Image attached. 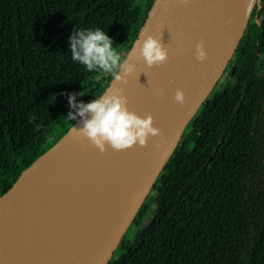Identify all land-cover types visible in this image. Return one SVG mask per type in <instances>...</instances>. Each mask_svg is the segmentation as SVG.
<instances>
[{
    "label": "trees",
    "instance_id": "trees-1",
    "mask_svg": "<svg viewBox=\"0 0 264 264\" xmlns=\"http://www.w3.org/2000/svg\"><path fill=\"white\" fill-rule=\"evenodd\" d=\"M153 3L0 0V195L75 122L67 94L87 102L113 78L71 59L70 33L99 27L123 60ZM228 67L107 264H264V0Z\"/></svg>",
    "mask_w": 264,
    "mask_h": 264
},
{
    "label": "water",
    "instance_id": "water-1",
    "mask_svg": "<svg viewBox=\"0 0 264 264\" xmlns=\"http://www.w3.org/2000/svg\"><path fill=\"white\" fill-rule=\"evenodd\" d=\"M228 2L234 11L241 10L240 28L229 54L218 61L212 56L211 26L214 23L209 22L230 16L219 15L216 10L217 5L225 7ZM257 3L259 0H154L134 42L138 47L146 35H154L167 49V59L148 67L132 46L123 60L135 65V70L126 80L113 77L105 90L119 88L125 95L148 84L156 88V98L141 100L138 109L127 107L135 113L143 110L145 115L151 114L160 134L149 136L144 145L122 149L119 157L117 149L106 145L103 151L99 150L96 166L89 169L87 183L80 186L79 164L84 158L85 139L71 131L74 126H81L79 120L75 121L21 173L6 194L0 195L6 196L24 182L33 167L41 173H51L56 168L61 172L62 181L54 190L48 207L36 214L29 211L30 217L14 222L0 210V264L108 263L189 122L227 69ZM179 38H183L182 41L179 42ZM197 43H201L207 53L203 61L195 55ZM177 89L185 94L182 104L174 99ZM64 148L71 149L66 161L59 157ZM49 157L51 163L45 166ZM41 181L37 180L34 188ZM33 198L31 190V196L22 207ZM64 210L68 214L60 215Z\"/></svg>",
    "mask_w": 264,
    "mask_h": 264
},
{
    "label": "clouds",
    "instance_id": "clouds-1",
    "mask_svg": "<svg viewBox=\"0 0 264 264\" xmlns=\"http://www.w3.org/2000/svg\"><path fill=\"white\" fill-rule=\"evenodd\" d=\"M67 42L71 59L89 71L99 70L111 73L117 80H126L135 70V65L122 60L111 37L99 27L72 31ZM133 47L148 67L162 63L168 57L167 49L152 34L139 41L138 47L134 42ZM195 55L200 61L206 59L207 53L201 43L196 44ZM78 95L84 93L81 91L67 94L70 110L64 117L69 121L79 120L81 126H74L71 131L87 138L100 151L106 145L117 150L136 144L144 145L149 136L160 134V130L153 125L151 114L140 116L129 110L127 98L119 88L105 90L87 102L77 100ZM184 98L183 90L177 89L174 94L175 101L182 104Z\"/></svg>",
    "mask_w": 264,
    "mask_h": 264
},
{
    "label": "bare ground",
    "instance_id": "bare-ground-1",
    "mask_svg": "<svg viewBox=\"0 0 264 264\" xmlns=\"http://www.w3.org/2000/svg\"><path fill=\"white\" fill-rule=\"evenodd\" d=\"M230 3L228 2L226 6H216V10L219 15H230L229 17H225L222 21H218L217 19L211 20L209 24L214 23V26H211L213 41L212 45V56L214 60H222L225 58L232 46L233 42L236 39V35L240 28V9L234 11V8L230 7ZM234 11V12H233ZM176 17V14H175ZM177 20V17H176ZM220 23V24H219ZM218 24V25H217ZM231 32H234L232 35ZM183 38H179L178 41H182ZM216 43V45H215ZM208 71V69H207ZM156 88L153 86L145 85L138 88L133 89L132 91L126 92L125 96L127 98V105L137 108L138 103L141 100H148L152 98H156L157 92ZM137 112L138 115L143 116L144 111ZM145 115V114H144ZM85 150H84V158L83 162L79 164V185L82 186L88 181V171L89 169L96 166V158L99 153V149L94 146L87 138H85ZM70 148H64L60 153V159L62 161H66L67 155L71 152ZM122 150V149H121ZM121 150H117V156L119 157V153ZM70 151V152H69ZM118 162V158L116 159ZM51 163V158H47L44 162V165H49ZM120 164V160H119ZM119 166V165H118ZM51 172V171H50ZM59 170L48 173H41L35 167L30 169L24 182L19 183L15 186V188L8 193L6 196L0 198V210L5 213V215L12 222L18 221L21 217L22 220L30 217L28 214L29 211H32L33 214L38 213L40 210L49 206L51 201L53 200V192L60 185L62 181V176ZM119 175V171L117 172ZM41 179V183L38 184L34 188L35 182ZM31 190L33 191L34 198L30 204L26 205L25 208L22 207V204L27 201V199L31 196ZM73 209V208H71ZM71 211V210H68ZM68 214L67 210L61 211L60 215Z\"/></svg>",
    "mask_w": 264,
    "mask_h": 264
},
{
    "label": "rangeland",
    "instance_id": "rangeland-1",
    "mask_svg": "<svg viewBox=\"0 0 264 264\" xmlns=\"http://www.w3.org/2000/svg\"><path fill=\"white\" fill-rule=\"evenodd\" d=\"M263 64V63H262ZM229 75H230V68L228 67L226 70H225V73L222 75L221 79H224L227 83L229 82L228 81V78H229ZM223 82V81H222ZM220 83V82H219ZM226 83V84H227ZM218 89L221 90V84H218ZM152 207V210L151 212L149 213V215L146 217V219L144 220L143 222V225H141L142 227H145L148 225V223L150 222V220L154 217L155 215V207H156V202H153L152 205L150 206ZM149 212V211H148ZM140 229V227L138 226H135V225H132L131 226V229L129 230V238L131 239H134V237L136 236V234L138 233V230ZM116 256H119L120 255V252H116L115 253Z\"/></svg>",
    "mask_w": 264,
    "mask_h": 264
}]
</instances>
